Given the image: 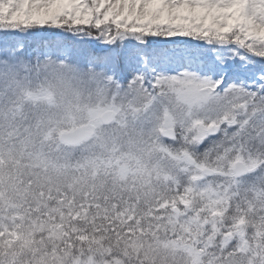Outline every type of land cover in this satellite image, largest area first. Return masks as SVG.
Returning a JSON list of instances; mask_svg holds the SVG:
<instances>
[{"label":"rangeland","instance_id":"374dc122","mask_svg":"<svg viewBox=\"0 0 264 264\" xmlns=\"http://www.w3.org/2000/svg\"><path fill=\"white\" fill-rule=\"evenodd\" d=\"M5 3L6 22L19 29L24 21L64 31L60 22L100 20L76 33L90 48L82 59L69 44L35 55L0 44V264H74L56 256L60 241L72 218L83 219L75 213L89 191L98 199L107 189L115 193L106 200L111 218L124 221L128 207L133 224L144 213L167 247L162 254L180 264H264V0ZM178 27L217 32L227 44L177 48L157 35ZM216 46L231 49L214 57ZM108 111L115 117L102 125ZM86 124L96 132L79 147L59 140ZM169 129L173 141L161 136ZM237 162L248 176L235 179ZM82 172L109 185L84 188ZM82 188L89 191L76 202ZM166 191L179 195L159 212ZM102 211H91L93 222ZM98 255L83 264L124 263L121 248Z\"/></svg>","mask_w":264,"mask_h":264},{"label":"trees","instance_id":"16d2710c","mask_svg":"<svg viewBox=\"0 0 264 264\" xmlns=\"http://www.w3.org/2000/svg\"><path fill=\"white\" fill-rule=\"evenodd\" d=\"M0 1V5L3 4V6L0 8V44L12 45L22 43L24 47L23 49L29 51L32 50V48L41 49L43 46L46 47L53 45L56 47V45L60 46L63 44H69L76 53L78 59L85 58L87 55H89L90 52L88 49L90 48L85 47L84 44H87L86 42L76 39V33L78 34L83 32V34H85V30L90 32V28L92 29L91 25L94 26V24H98L100 20L98 15H93V20H91L92 18H88L89 20L81 25L75 24L71 20L66 23L60 22L64 23V25L61 24L62 26H58V28H62L64 31H55L54 29L56 28L51 29V27L41 28L43 24L38 22L27 23L26 21L21 23L19 29L13 27L14 23L12 22V19L9 22H6L7 15H9L11 12L8 11V7L5 6V0ZM162 31L163 29L161 32H158L157 35L162 34L163 39L169 37L171 44H176L177 42V48H193L194 46H200L204 49H211V46H215L213 44H227L223 42L225 39L224 35H220L217 32L209 31L205 34L195 35L182 27H178L176 32L175 30H171L172 32L168 33ZM133 32H135L136 35H151L146 30L145 32L144 30H133ZM216 48V51L212 52L214 55L219 50H222V48L231 49L228 46H216ZM157 50L159 51V54L156 56H158L157 58L159 59L161 57L162 51L160 49ZM211 50L214 51V49ZM117 62L119 63V61H116V63ZM234 62L236 63L237 61L233 59V63ZM258 150L259 154L264 155V146L263 148H257V151ZM92 174L93 172L89 173V175ZM90 177H86V173H83V178L85 179H82L81 181L84 188L99 185H109V179L107 180L106 178H102L99 182L94 180L92 176ZM117 186L121 187V185ZM87 191L89 190L82 188L79 192L81 196L77 197L76 199V202L85 200L88 201L87 205L82 206L79 204V209L75 213V215L80 216V218L83 219L72 218V220H70V223H74L71 226L72 230L66 231L65 237H63V239L60 241V249L56 253V256L60 258V260H63L62 262H73L74 264L88 263L90 261L89 257L93 258L94 260L97 259L96 257H99L98 251H100L102 255H108L112 254V250H119L121 248L124 250L123 264H180L177 262V256L172 254L169 250L162 254V250L165 246L161 240L154 237L156 232L153 230V228H151L153 223L148 221V218H144L142 216L144 213H136L135 219L133 220V222H136L129 224V222H132V220H130L127 207L126 213L124 210V221H114V219H112L110 216L112 213L111 210L106 208V200H111V195H115V193L107 189L106 193L100 192V194H98V199H96L90 196V193L93 194V192L89 191V195L85 197L86 199L81 200ZM166 192V194L163 192V196L158 198V200L164 204V206L156 208V210L159 212L165 209L166 201L173 200L171 194L175 196L179 195L169 191ZM124 197H127L125 190ZM93 201L95 203H93ZM98 201H101L100 205L103 209H99ZM156 204L159 203L156 202ZM152 205V203L148 205V208H150ZM94 209L103 210L102 213H105V215L101 217L103 220L93 222V217L96 216H92L91 211ZM146 215H150V212Z\"/></svg>","mask_w":264,"mask_h":264},{"label":"water","instance_id":"95a60500","mask_svg":"<svg viewBox=\"0 0 264 264\" xmlns=\"http://www.w3.org/2000/svg\"><path fill=\"white\" fill-rule=\"evenodd\" d=\"M113 118H114L113 112H106L100 117V120L104 125H107L113 120ZM215 131L216 129L210 130L209 134H212ZM94 132H95V127L93 125L88 124V125L80 126L75 128L71 132L63 133L60 136V141L68 146H75L89 139L94 134ZM162 135L166 138L172 139L173 131H165L162 133ZM186 161L191 165L194 164V161L190 160L189 158H186ZM234 172L237 177L247 173L245 167L241 163H238L236 165ZM204 174L211 176L213 172L209 170H204Z\"/></svg>","mask_w":264,"mask_h":264}]
</instances>
